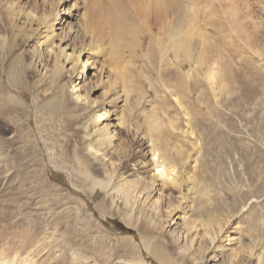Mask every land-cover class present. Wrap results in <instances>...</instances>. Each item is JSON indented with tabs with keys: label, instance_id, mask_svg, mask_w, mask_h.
<instances>
[{
	"label": "rangeland",
	"instance_id": "1",
	"mask_svg": "<svg viewBox=\"0 0 264 264\" xmlns=\"http://www.w3.org/2000/svg\"><path fill=\"white\" fill-rule=\"evenodd\" d=\"M19 1L43 9H49L50 2L55 4L52 8L58 5L62 11L51 34L55 42L69 43L68 49L73 47L72 38L81 35L91 2ZM187 1L197 12L191 59L166 49L165 43L160 49L163 34L156 31L160 23L155 25L149 12L146 22L152 29L128 41L130 47L136 44L131 47L135 52L125 48L115 63L129 76L128 96L113 103L110 111L116 115L110 120L122 130L118 143L130 152L131 140H145L148 134L149 145L159 150L163 163L176 168L185 164L180 185L164 189L166 196L159 205L162 210L172 205L176 219L192 222L191 250L201 249L200 255L208 253L210 259H180L177 243L167 234V210L162 211L165 230L139 214L129 219V209L117 208L118 203L107 199L97 210L95 204L104 192L100 188L89 192L83 180L82 172L92 162L81 150L78 108L69 103L70 93L53 98L49 91L43 94L35 88L30 73H18L14 80L4 70L0 132L11 137L0 157V264H264L259 255L264 250V0ZM254 33L257 46L248 40ZM90 39L82 38L86 50L93 46ZM92 48L89 80L81 77L79 84H95L96 97L103 92L97 81L109 77L118 79L120 90L123 77L118 69L108 67L106 56ZM148 109L150 115L145 116ZM132 157L121 171L134 173L130 164L144 156ZM139 170L140 175L147 174ZM188 174L194 178V192L186 191ZM158 193L154 190L151 196ZM176 222L183 225L180 218ZM157 239L169 246L160 248ZM146 242L170 262H161L146 249ZM27 256L30 263H25Z\"/></svg>",
	"mask_w": 264,
	"mask_h": 264
},
{
	"label": "bare ground",
	"instance_id": "2",
	"mask_svg": "<svg viewBox=\"0 0 264 264\" xmlns=\"http://www.w3.org/2000/svg\"><path fill=\"white\" fill-rule=\"evenodd\" d=\"M183 1H88L90 8L85 16L84 23L81 25V35L72 38L73 47L68 49L69 43L55 42L51 34L54 20H59L62 11L58 5L57 8H52L55 4L50 2L49 9H43V6H38L35 3L22 5L19 0H0V71L9 70L10 76H13L14 80L17 78L18 73H30L34 77L32 81L35 88L43 94L49 91L50 96L53 98H63L66 91L70 93L69 103L73 104L72 107H75V109L78 108L76 124L82 129L81 150L92 162L89 170L82 172L83 180L88 182L89 192L94 193L96 188H100L104 192L103 199L95 204L97 210L107 199L111 204L118 203L117 208L120 206L123 209H129L132 212L128 215L129 219L132 218L133 214H139L153 227L159 226L161 230H165L162 223L165 216H162V211L167 210V219L164 222H168L170 229L166 231L177 243V248L181 254L180 259L185 261L187 258L197 259L200 257L202 260L207 261L210 259L208 253L200 255L201 249L196 247L191 250L192 240L189 237L193 227L190 226L192 222L184 221V217H178L183 222L181 226L176 222L178 218L176 219L177 211L175 207L168 205L167 208L162 210L163 207L159 205V199L166 196L165 193L163 195L164 189L175 188L180 185L179 174H182L185 164L180 163L181 165L176 168L174 163L171 165L163 163L159 150L149 145L148 134L144 135L145 140L138 137L132 139V151L130 152L129 149L118 143L122 130L110 120L111 116L116 115L113 111H110L113 103L123 95L128 96L125 79L127 80L129 76L123 73V63L122 66L115 65V63L126 52L125 48L133 51L132 53L135 52L131 47L136 44L132 43L133 45L130 47L127 44L128 41L133 42L137 40L136 37L139 34L143 35L146 30L152 29L146 22L149 12L154 17V24L160 23L156 27L157 34L159 36L163 34L162 40L158 41L160 49L165 43L166 49L169 47L174 48L176 54L181 53L188 59L191 57L192 50H194L192 35L197 12L192 8L194 6L192 3L190 5L189 1L186 0L188 3ZM58 4L60 6V3ZM55 10L57 11L54 12ZM52 14H54L53 18L50 19ZM61 20H63L62 17L60 22ZM78 30L77 32H79ZM87 35L91 36L90 42L93 40L92 47L96 48L95 51L106 56V65L111 69L117 68V74L123 77V81L120 79L122 81L121 85H123H120V90H117L120 84L117 81L118 79L110 80L109 77L105 81L100 79L99 82L97 81L96 85L100 83L103 92L96 97H92L97 87H95V84H90V81L86 85L79 84L81 77H86L89 80L88 73L91 66H94L93 55L90 53L93 48L88 46L86 50V46L82 43V38ZM256 37L257 35L254 33L248 39L253 41L255 46H257L256 41H258ZM76 41H80L78 45L75 43ZM233 52L231 53L232 56L234 55ZM156 54L153 52L152 57L154 58ZM68 64H70V67L66 68ZM1 74L0 77L2 78ZM210 76V79H213L215 76L214 71L210 72ZM78 79L79 81L76 82ZM0 86H2L1 81ZM1 105L3 106V103L0 104V114L3 108ZM138 105L139 99L135 102V106ZM144 115L149 116L150 110H146ZM10 137H3V133L0 132V157L5 154ZM140 154L144 156L143 160H133L130 164L134 173H129L130 170L125 172L120 170L127 159L133 158V155L139 157ZM150 155L151 158L148 159V165L145 167L146 157L148 158ZM156 155L161 160H155ZM1 161L2 159L0 160V167L2 166ZM148 166H151V169H145ZM139 168L146 171L147 174L145 176L140 175ZM152 171L153 173H151ZM158 180H161V182H157ZM184 182L185 188H187L186 191L192 192L193 190L194 192V187L191 185L194 182L193 176L188 174L185 176ZM157 186L161 189L156 188ZM154 190L155 193L159 191L156 197H154V194L151 196ZM173 220L175 221L170 224V221ZM160 232L157 233L158 236H164ZM206 234H209V232H206ZM155 244L160 248L161 246L164 248L169 246L168 243L160 239H157ZM145 246L148 250L150 242H146ZM196 250L198 253H196ZM149 251L151 250L149 249ZM151 252L161 262H170L166 254L158 252L155 247ZM259 255L264 258V250L259 252ZM1 256H4V254H1ZM31 259L27 256L25 263H30ZM7 263L12 264V261H7ZM140 263L143 264L142 261H139Z\"/></svg>",
	"mask_w": 264,
	"mask_h": 264
}]
</instances>
